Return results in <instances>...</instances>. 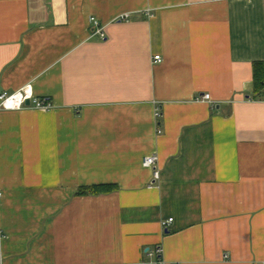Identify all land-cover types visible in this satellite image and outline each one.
<instances>
[{
	"label": "crops",
	"instance_id": "obj_1",
	"mask_svg": "<svg viewBox=\"0 0 264 264\" xmlns=\"http://www.w3.org/2000/svg\"><path fill=\"white\" fill-rule=\"evenodd\" d=\"M261 64L264 0H0V94L52 103L0 111V264H264Z\"/></svg>",
	"mask_w": 264,
	"mask_h": 264
},
{
	"label": "built area",
	"instance_id": "obj_2",
	"mask_svg": "<svg viewBox=\"0 0 264 264\" xmlns=\"http://www.w3.org/2000/svg\"><path fill=\"white\" fill-rule=\"evenodd\" d=\"M129 19L128 14H123L117 18V21L127 22ZM89 22L91 26L94 28L96 34H98L101 38L104 37V27H102L99 22L94 18H89ZM160 58L158 56L154 57V63H159ZM26 101H29L30 104L26 105ZM201 101H210V95L205 94L201 97ZM25 108H34L41 111H47L52 108V103L49 100H39L32 96L31 90L28 87L19 89L17 92L8 94L3 92L0 94V111L7 109L18 111ZM160 133V132H159ZM156 162L155 156H149L144 159L143 165L147 168L153 169L152 179L153 182L159 179V171L154 167ZM172 222V219H167L166 221L161 222L162 229L166 232L168 226ZM161 249L156 247L152 250V252H147L151 257H156L155 264H162L161 260Z\"/></svg>",
	"mask_w": 264,
	"mask_h": 264
},
{
	"label": "trees",
	"instance_id": "obj_3",
	"mask_svg": "<svg viewBox=\"0 0 264 264\" xmlns=\"http://www.w3.org/2000/svg\"><path fill=\"white\" fill-rule=\"evenodd\" d=\"M253 100L264 99V64L256 65L253 72ZM114 189L112 186H93L88 188H80L77 195H93L102 192H107Z\"/></svg>",
	"mask_w": 264,
	"mask_h": 264
},
{
	"label": "water",
	"instance_id": "obj_4",
	"mask_svg": "<svg viewBox=\"0 0 264 264\" xmlns=\"http://www.w3.org/2000/svg\"><path fill=\"white\" fill-rule=\"evenodd\" d=\"M30 104V102L29 101H26V105H29Z\"/></svg>",
	"mask_w": 264,
	"mask_h": 264
}]
</instances>
